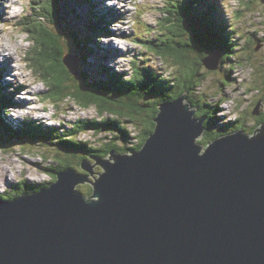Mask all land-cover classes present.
<instances>
[{
  "label": "water",
  "instance_id": "95a60500",
  "mask_svg": "<svg viewBox=\"0 0 264 264\" xmlns=\"http://www.w3.org/2000/svg\"><path fill=\"white\" fill-rule=\"evenodd\" d=\"M74 60L64 61L73 75ZM186 100L158 106L139 152L85 161L90 176L69 169L51 188L0 199V264H264V125L204 149L206 117Z\"/></svg>",
  "mask_w": 264,
  "mask_h": 264
},
{
  "label": "trees",
  "instance_id": "16d2710c",
  "mask_svg": "<svg viewBox=\"0 0 264 264\" xmlns=\"http://www.w3.org/2000/svg\"><path fill=\"white\" fill-rule=\"evenodd\" d=\"M172 1V10H169V7L166 10V14L170 12L172 17L167 18L169 14L164 15V18L158 22L161 28L160 35L158 32L155 40L146 38L147 40L143 41L141 46L146 52L171 65V69H175L176 73L173 72L169 78L163 77L149 66L136 62L137 66L133 67L135 75L132 74V77H128L129 73L123 76L118 72H112L106 81L103 79V74L101 79H93L91 75L83 72L81 74L83 81L78 80L77 83L64 61L71 55L76 57L79 66L84 68L90 55L89 43L87 40H82L80 44L76 35L68 36L65 33L64 24L67 16L63 17L60 13V0H51V5L48 8H46L45 0H37L38 7H35L34 15L29 17L33 21L29 23L31 26L26 30L31 34L30 38L32 37L31 40L37 44L38 48L33 49L34 56H29L28 60L31 62L36 77L42 78L45 83L49 84L50 90L55 92L51 91L52 94L44 96L45 100H55L58 95L60 101L74 100L85 110L96 106L100 119L80 120L75 125V129L72 128L74 131L70 133L74 135L78 129L91 128L108 136L101 138L103 143L95 147L89 143L70 139L69 132L64 134L68 133L70 138L67 135L64 137L63 129L60 127L59 129L46 128L40 123L37 125L30 118H26V122L23 124L24 128L13 130L0 114V139L11 142L16 136L19 138L18 140H23L25 147L30 148L29 145L35 146L36 143H44L46 147L50 148L47 150L50 154L55 147L61 154L72 156L66 160L61 154L60 158L57 155L55 160L58 163L46 168L49 173L52 171L53 177H55L53 183L39 188H36V184L33 187L25 185L23 186L25 192L51 188L59 179L55 175L56 172L72 169L81 176L89 175L84 174L86 172L83 171L82 166L85 161L96 164L98 159H108L112 152L126 154L130 151L142 150L156 129L155 119L159 115L158 106L162 103L168 104L179 97L186 96L191 106L200 110L197 114L198 118H202L203 115L208 116V120L212 119V124H215L218 112L222 111V104L211 105L202 102L201 96H195L196 93L200 94L203 82L208 79L204 73L203 62L208 54L215 51L222 54L218 70L221 71L227 67L229 68L227 73L231 76L232 72L240 67L238 65L240 59L247 67H251L256 77L254 80L255 89L264 98V82L258 79L262 76V68L254 66L251 55V52L254 51L253 45L256 43L254 38L258 32L257 34L251 33L250 36L239 34L240 38L237 39L235 26L229 27L222 17L216 15L217 7L212 6L208 9L203 5L202 0ZM248 1L247 6H250L252 1ZM237 17L240 20L241 14H238ZM97 30L100 33L105 31L99 28ZM94 37L92 36L90 39L92 40ZM242 42L243 44H241ZM39 45L42 47L40 48ZM235 58H237V62L232 64V60ZM262 99L259 98L256 101L255 110L259 103L263 102ZM0 102L3 103L0 105V110L4 105H10L9 102H5V99H1ZM255 118L257 128L250 127L249 125L254 123ZM238 120L223 127L221 131L215 130V127L208 125L206 121L204 127L205 135L210 138L208 141L212 142L229 132L240 130H243L247 135L256 133L260 124L264 123V110L260 117H254L253 113H250L249 118L242 115ZM125 123L136 128L137 134L131 133ZM200 142L204 143L203 140ZM74 158L80 159L81 162H74ZM101 169L100 166L95 169L97 173L92 179L96 180V177L102 174L103 170ZM77 190L87 198L94 194L92 185L87 186L86 184L84 187H77ZM4 199H8V197Z\"/></svg>",
  "mask_w": 264,
  "mask_h": 264
},
{
  "label": "rangeland",
  "instance_id": "374dc122",
  "mask_svg": "<svg viewBox=\"0 0 264 264\" xmlns=\"http://www.w3.org/2000/svg\"><path fill=\"white\" fill-rule=\"evenodd\" d=\"M45 1L46 8H48L51 5V0ZM114 1L115 0H94L92 3L90 0H75L74 2H72V0H60V13H62L63 17L65 15L67 16L64 24L65 33L68 36L76 35L80 44L82 40H87L89 43L90 55L87 60V65L84 68L79 66L75 57L74 62L75 66H77L75 75H73L76 79L75 81L77 83L78 80L83 81L81 75L83 72L91 75L93 79H101V75L103 74V79L106 80L108 74L104 71V62L103 60L95 59V57L96 53L102 49V47L105 46L104 48H108L110 44L120 49L116 52L117 56L114 55L111 57L112 59L108 58L107 60L108 67L114 66L115 69L113 71L115 72L120 71L125 74H131L133 71L132 67L137 66L136 62H138L140 65L149 66L154 72L161 76L165 75L169 78L172 76L171 74H173V72L176 73L175 69H171V65L162 61V59L155 55L146 52L141 46L143 41L147 40L146 38L149 37L155 40L156 35H160L161 28L158 22L161 18H164V15L169 14L167 18L172 17V13L167 12L166 14V9L173 5V1L123 0L125 3H119V0H116L118 2L117 7L116 5L114 6ZM126 1L128 3L131 2L127 4ZM251 1V5L247 6L249 3L248 0H202L203 5L208 9L212 6L215 8L217 7L216 15L220 18L222 17L229 24V27L235 26L237 32L235 37L237 39L240 38L238 36L239 34L250 36L251 33L257 34L258 32L257 36L254 38L256 43L253 45L254 51L251 52V55L254 66L259 67V69L262 68V76L258 79L264 82V0ZM13 2L15 3L13 4ZM36 3H38L37 0H0V50L3 46H6L10 53L15 52L16 49L18 50V54L15 56L17 59L14 61L9 60V62H5L4 58L0 55V84L4 82L7 87L3 88V85L0 86V88H3V90H0V100L5 99V102H9L13 107L19 106V104L25 105L21 104L22 100L28 102V104H31L28 108V114L25 109H19V111H14L13 109L12 112L22 118L26 117V115L31 116L37 125L42 123L45 126L55 125V128L65 127L66 132H68L80 120L100 118L95 108L84 110L80 107L79 103L74 100L60 101L61 99H59L58 95L56 97L54 95L56 98L55 100H45L44 96L52 94V90H50L49 84L45 83L42 78L36 77V73L31 67V62L28 60L29 56H34L33 49L38 48L37 44L31 40V34L26 30L27 27L31 26L29 23L33 21V19H29V17L32 10L38 7ZM91 4L96 5L102 12L98 9L93 12ZM113 6L115 7L113 10L114 13L111 11L112 9H110ZM9 7L11 8L8 9ZM169 10H172V8ZM34 13L35 11L33 15ZM238 14H241L240 20L237 17ZM12 18H14L13 22L8 21ZM114 18L119 19V21H116ZM109 21H111L112 24L108 23ZM97 26H99V29L104 28L106 34L100 35ZM149 30L153 31V33L150 34ZM228 30L230 31L229 28ZM108 31L122 38L110 39L111 35ZM92 36H95L97 40H91L90 38H92ZM103 36H105L106 39ZM241 44H243V42ZM39 46L40 48L42 47L41 45ZM215 52L217 54L220 53L218 51ZM244 53L246 54L248 52ZM101 54L103 55L105 53L101 52ZM100 57L102 56L100 55ZM238 63H240L238 64L240 67L232 72V76L227 73L229 70L227 67L221 71L219 69L215 72H210L205 69L204 73L208 79L203 82L200 88L201 95L195 94L196 97L203 96L204 99L211 104L224 102L222 110L225 111V115L232 117L229 120L230 124L234 121H239L238 118L242 117V115L249 118L250 113L256 111L254 109L256 101L259 100V98H263V96L259 94V91L255 89L254 80L256 77L253 74L252 68L243 64L241 59ZM7 64H10L14 71H11L6 66ZM3 74L5 77H2L1 80ZM227 77H229V79H227ZM52 92H54V90ZM14 94L18 96L17 99L14 98ZM262 101L264 102V98ZM263 102L260 111L264 110ZM1 104L3 103L0 102V105ZM238 108L240 109L238 110ZM0 114L3 120L10 124L17 125V122L15 123L13 120V114H11L12 118H10L6 109L4 110L3 108V110H0ZM221 114L222 113L218 112V115ZM125 125L131 133L137 134L136 128L131 124L125 123ZM12 126L13 125H11L10 128L13 130H17L18 128L21 129V125L16 128ZM72 131H74V129H72ZM69 134L71 135L70 132ZM69 134H64V137H66V135L69 137ZM72 135L70 136L71 138L69 137L70 139L81 143H89L91 146L95 147H98L99 143H103L101 138L108 136L104 133L96 135L93 131H83ZM13 138L11 142H6V140L2 138V140L0 139V197H2L1 200L6 202L14 201L17 198L19 199L22 195L29 193V191L25 192L23 187L25 185L33 187V185L36 184V188H39L51 182L53 183L55 177H53L52 171L49 173L46 168L58 163L55 160L57 155L59 158L61 157L60 151L55 147H53V151L50 154L47 151L50 148L46 147L44 143H36L34 144L35 146L29 145L30 148H28L23 146L25 145L23 144V140H18L19 138L16 136ZM61 155L64 157L63 159L72 157L65 153ZM79 160L80 159L74 158V162L76 163H80L81 161ZM89 165L94 166L95 164ZM98 167L99 165L93 167L92 172L96 174L97 172H95V169ZM100 167L102 168V166ZM83 171L86 172L84 174H89L84 177L90 176L89 172L86 170ZM55 175H57V172ZM94 176L96 175L92 177ZM92 177H89L88 180L90 182H95ZM86 184L87 186L91 185L89 183L76 185L80 188V186L84 187ZM30 191L33 192L34 190ZM7 197L8 199H4ZM95 199H98V197Z\"/></svg>",
  "mask_w": 264,
  "mask_h": 264
},
{
  "label": "clouds",
  "instance_id": "9594fccd",
  "mask_svg": "<svg viewBox=\"0 0 264 264\" xmlns=\"http://www.w3.org/2000/svg\"><path fill=\"white\" fill-rule=\"evenodd\" d=\"M168 8V7H167ZM170 9H171V7H170ZM167 10V9H166ZM153 32V31H152ZM215 54H217L216 52H214V53H210V54H208V57L207 58H209V57H211V56H214ZM219 57H220V61H219V64H220V62H221V59H222V56H220V55H218ZM68 57H70V58H74L73 56H71V55H69ZM68 57H66V59L68 58ZM206 58V59H207ZM205 59V60H206ZM205 60H204V62H203V66H204V68L207 70V71H210V72H215V71H217L218 69H216V70H210V69H208V67L206 66V64H205ZM237 61V58H235V59H233L232 60V64H234L235 62ZM1 67V66H0ZM114 67V66H113ZM111 68V67H110ZM218 68H219V66H218ZM104 71H105V73L106 74H108L107 75V77L108 78H110V73H112V71H110L109 72V70L108 69H104ZM120 75H123V74H125V73H119ZM159 75V74H158ZM125 76V75H124ZM161 76V75H160ZM2 77L4 78L5 77V75L3 74V76H1V80H2ZM163 77H166L165 75L163 76ZM6 80H7V78H6ZM1 85H3L4 87L3 88H7L6 87V84L4 83V82H2L1 84H0V86ZM3 88H0V90H3ZM199 95H201V94H199ZM202 97V102H206V103H209L207 100H205L204 99V97L203 96H201ZM179 98H181V97H179ZM178 98V99H179ZM178 99H176V100H174V102L175 101H177ZM172 103V102H171ZM187 103H189L188 102V99L186 100V102H185V105H187ZM164 104H166V103H164ZM209 104H211V103H209ZM220 104H222V108H223V104H224V102H220V103H214V104H211V105H220ZM189 107L191 108L189 111H192L194 108L191 106V104L189 103ZM8 106H10V105H8ZM12 106V105H11ZM261 108H262V103H259V105H258V107L256 108V111H253V115H254V117L255 116H260V114H261V112L262 111H260L261 110ZM197 109V108H196ZM200 112V110L199 109H197V111H196V113H195V115L193 116L194 118H197V119H201V118H198L197 117V114ZM220 113H222L221 115H217V122L214 124H212V119H209L208 120V116H205V115H203L202 116V118L205 116L206 117V119H205V122L207 121V123H208V125H213L214 127H215V130H217V131H221L222 129H223V127H225V126H227V125H229L230 123H229V120L232 118L231 116H228V115H225V111H221ZM224 114V115H223ZM98 116H100V115H98ZM25 122H26V119H25V117H24V119H23ZM235 122V121H234ZM205 124V123H204ZM250 127H253V126H255L256 128H257V124H256V118L254 119V123L253 124H251V125H249ZM258 129H261V126L258 128ZM241 131H243V130H241ZM206 132V131H205ZM239 132V131H238ZM244 132V131H243ZM230 133V132H229ZM226 134V135H223V136H221V137H225V136H228V135H233V134H236L237 132H232V133H230V134ZM245 133V132H244ZM255 133V132H254ZM205 134V133H204ZM246 134V133H245ZM256 134V133H255ZM247 135V134H246ZM204 136V135H203ZM249 136V138H252V137H254V134H252V135H248ZM221 137H219V138H221ZM218 138V139H219ZM202 140V139H201ZM201 140H199L198 141V144H201ZM217 140V139H216ZM216 140H214V141H216ZM214 141H212V142H214ZM211 142V143H212ZM211 143H209V144H211ZM209 144L206 146V147H204L202 144V146L204 147V149H206L208 146H209ZM99 146H100V143H99ZM117 154H120V153H117ZM103 170V169H102Z\"/></svg>",
  "mask_w": 264,
  "mask_h": 264
},
{
  "label": "bare ground",
  "instance_id": "6f19581e",
  "mask_svg": "<svg viewBox=\"0 0 264 264\" xmlns=\"http://www.w3.org/2000/svg\"><path fill=\"white\" fill-rule=\"evenodd\" d=\"M72 1H74V0H72ZM115 2V4H114V6L116 5V7L118 6V2L115 0L114 1ZM121 2H124L125 3V1H121V0H119V3H121ZM13 4H14V2H13ZM12 4V5H13ZM95 6V8L96 9H98L100 12H102V10L101 9H99L96 5H94ZM112 7V8H110V9H112L111 11L113 12V10L115 9V7ZM122 6H123V4H122ZM119 10H121V9H119ZM6 13H7V10H6ZM9 13V12H8ZM114 13V12H113ZM116 21H119V19H117V18H114ZM13 20H14V18H12V19H9L8 21H12L13 22ZM115 21V22H116ZM121 22V21H120ZM122 23V22H121ZM105 39H106V37L105 36H103ZM120 36H116L115 38H119ZM122 38V37H121ZM108 39V38H107ZM129 39V38H128ZM108 44V43H107ZM106 44V45H107ZM137 44V43H136ZM111 47H113L114 49H115V45H112ZM6 52H8V53H6ZM17 54H18V50L16 49L15 50V52H12V53H10V51H9V49L6 47V46H3L2 47V49L0 50V55L4 58V60H5V62H9V60L10 61H14L15 59H17V58H15V56H17ZM119 55V54H118ZM218 55H220V56H222V54L221 53H218ZM208 64H209V62H208ZM11 71H14V69H13V67L10 65V64H7L6 65ZM5 68V67H4ZM15 76V75H14ZM20 89V88H19ZM17 101V100H16ZM172 102H174V101H172ZM19 103V102H18ZM160 105H163V103L162 104H160ZM159 105V106H160ZM159 109V108H158ZM188 109L190 110V107H188ZM161 112V110L159 109V113ZM158 113V114H159ZM156 123V122H155ZM72 131V129L71 130H69L68 132H71ZM218 138V137H217ZM210 142V141H209ZM136 152H139V151H136ZM130 152H128L127 154H129ZM120 155H124V154H120ZM95 177V176H94Z\"/></svg>",
  "mask_w": 264,
  "mask_h": 264
},
{
  "label": "flooded vegetation",
  "instance_id": "af4514ba",
  "mask_svg": "<svg viewBox=\"0 0 264 264\" xmlns=\"http://www.w3.org/2000/svg\"><path fill=\"white\" fill-rule=\"evenodd\" d=\"M256 117H260V116H256ZM259 122V121H258ZM256 124H257V120H256ZM260 125H264V123L263 124H260ZM208 139L210 140V138H208V136H206L205 134H204V136H203V138H202V140H203V146L204 147H206L208 144H209V141H208ZM201 140V141H202ZM211 143V142H210Z\"/></svg>",
  "mask_w": 264,
  "mask_h": 264
}]
</instances>
